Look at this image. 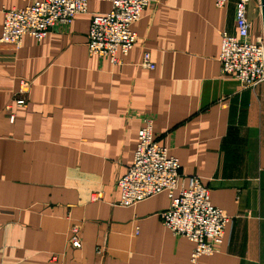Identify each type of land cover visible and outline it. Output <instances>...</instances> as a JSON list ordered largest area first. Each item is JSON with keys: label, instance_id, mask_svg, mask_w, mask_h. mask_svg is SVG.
I'll return each mask as SVG.
<instances>
[{"label": "crops", "instance_id": "1", "mask_svg": "<svg viewBox=\"0 0 264 264\" xmlns=\"http://www.w3.org/2000/svg\"><path fill=\"white\" fill-rule=\"evenodd\" d=\"M32 1L0 0V33L3 9ZM236 1L151 0L116 64L87 52L105 1L89 0L41 41L0 42V264H193V242L159 218L165 192L118 203L145 118L178 158L179 182L200 177L231 217L219 252L194 264H264V82L245 87L218 60L221 32L236 33ZM247 18L254 41L260 0ZM143 51L154 69L140 65ZM20 79L30 81L25 107L13 101ZM72 226L79 248L67 243Z\"/></svg>", "mask_w": 264, "mask_h": 264}, {"label": "built area", "instance_id": "2", "mask_svg": "<svg viewBox=\"0 0 264 264\" xmlns=\"http://www.w3.org/2000/svg\"><path fill=\"white\" fill-rule=\"evenodd\" d=\"M89 0H33L24 7L3 9L0 42L14 49L21 46L25 36L41 41L56 25L68 26L76 14L87 12ZM110 4L104 13L90 16L87 52L90 56L107 57L119 63L118 55L126 56L134 47L137 35L132 25L138 21L151 0H99ZM228 0H215L223 7ZM249 0L235 3L236 33L221 32L218 60L223 75L236 78L245 87L264 82V43L261 36L250 40L251 23L247 18ZM140 65L154 69L149 51H143ZM30 81L20 79L13 94L16 105L26 106V93ZM13 121V115L10 116ZM180 163L169 155L167 148L157 143L152 131V120L145 118L137 133L132 162L118 179L119 204L133 207L153 195L165 192L169 199L167 208L159 213L162 225L176 236L193 242L190 262L200 256L219 252L225 229L231 217L225 210L212 205L209 189L200 177L191 175L186 184L179 182ZM67 243L81 246L77 226L70 228ZM101 247L96 248L102 253Z\"/></svg>", "mask_w": 264, "mask_h": 264}, {"label": "water", "instance_id": "3", "mask_svg": "<svg viewBox=\"0 0 264 264\" xmlns=\"http://www.w3.org/2000/svg\"><path fill=\"white\" fill-rule=\"evenodd\" d=\"M261 19H262V38L264 43V0H260Z\"/></svg>", "mask_w": 264, "mask_h": 264}]
</instances>
